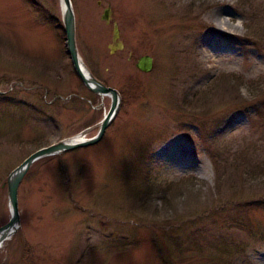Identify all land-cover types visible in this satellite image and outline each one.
<instances>
[{"label": "rangeland", "instance_id": "374dc122", "mask_svg": "<svg viewBox=\"0 0 264 264\" xmlns=\"http://www.w3.org/2000/svg\"><path fill=\"white\" fill-rule=\"evenodd\" d=\"M72 4L82 61L120 109L98 144L32 165L0 264H264V47L249 40L264 0ZM62 19L60 0H0V227L11 173L94 137L111 108L76 74Z\"/></svg>", "mask_w": 264, "mask_h": 264}, {"label": "water", "instance_id": "95a60500", "mask_svg": "<svg viewBox=\"0 0 264 264\" xmlns=\"http://www.w3.org/2000/svg\"><path fill=\"white\" fill-rule=\"evenodd\" d=\"M60 1L62 7L63 26L66 34V49L69 53L76 74L91 92L101 97H110L112 99V104L109 112L105 115L102 120L97 135L90 139H85L84 137L80 136L79 140L74 143L61 142L46 148H42L33 153L31 156H29L16 170L11 173L7 181L11 218L6 225L0 227V246H2V244L17 231L16 228H19V188L21 182L23 181L24 177L26 176L27 172L30 170L32 165L35 162L46 157H52L65 152L73 151L75 149L87 148L98 144L103 139L112 121L115 119L121 105V97L119 92L114 88L103 85L86 68L77 47L76 17L72 0ZM110 16L111 9L108 8L104 11L102 19L106 22H110ZM120 38V29L118 25L115 24L113 42L117 45L118 49H123V45L120 42ZM136 67L144 73L152 72L154 67L153 57L149 55L141 57L138 60Z\"/></svg>", "mask_w": 264, "mask_h": 264}, {"label": "bare ground", "instance_id": "6f19581e", "mask_svg": "<svg viewBox=\"0 0 264 264\" xmlns=\"http://www.w3.org/2000/svg\"><path fill=\"white\" fill-rule=\"evenodd\" d=\"M218 15H220V13H219V11L216 13V15H215V20L216 21H219V23L220 24H224V21L221 19V17L220 16H218ZM79 138L80 137H76V138H73V139H70V140H68L67 142L68 143H74V142H76L77 140H79ZM18 228H16V230H17ZM13 235V234H12ZM1 247L2 246H0V249H1Z\"/></svg>", "mask_w": 264, "mask_h": 264}, {"label": "trees", "instance_id": "16d2710c", "mask_svg": "<svg viewBox=\"0 0 264 264\" xmlns=\"http://www.w3.org/2000/svg\"><path fill=\"white\" fill-rule=\"evenodd\" d=\"M249 40H253V42L255 43V45L257 46H263L264 47V40H260V39H252V38H249ZM216 165L218 166V162H216ZM237 166V165H235Z\"/></svg>", "mask_w": 264, "mask_h": 264}, {"label": "flooded vegetation", "instance_id": "af4514ba", "mask_svg": "<svg viewBox=\"0 0 264 264\" xmlns=\"http://www.w3.org/2000/svg\"><path fill=\"white\" fill-rule=\"evenodd\" d=\"M65 42H66V40H65ZM65 46H66V44H65Z\"/></svg>", "mask_w": 264, "mask_h": 264}]
</instances>
